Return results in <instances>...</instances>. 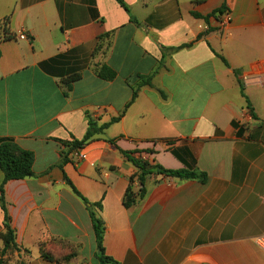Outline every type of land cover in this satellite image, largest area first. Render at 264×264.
I'll use <instances>...</instances> for the list:
<instances>
[{
  "label": "crops",
  "instance_id": "0c3cea01",
  "mask_svg": "<svg viewBox=\"0 0 264 264\" xmlns=\"http://www.w3.org/2000/svg\"><path fill=\"white\" fill-rule=\"evenodd\" d=\"M124 1L130 12L116 0H0V21L24 33L0 45V138L35 155V176L4 187L18 249L1 256L0 238V260L101 264L94 212L118 264H264V0ZM102 65L115 79L98 77ZM90 123L92 140L60 167L61 142ZM124 152L207 180L152 173L126 208L141 186ZM4 222L0 203V233Z\"/></svg>",
  "mask_w": 264,
  "mask_h": 264
},
{
  "label": "trees",
  "instance_id": "16d2710c",
  "mask_svg": "<svg viewBox=\"0 0 264 264\" xmlns=\"http://www.w3.org/2000/svg\"><path fill=\"white\" fill-rule=\"evenodd\" d=\"M121 7H123L127 12H130L129 7L125 3L124 0H116ZM223 9L216 11L212 16H216V14H222ZM195 16H199L198 14H194ZM209 16H206L207 20ZM17 37V34H14L10 28V18L6 17L0 21V45L1 43L11 40ZM1 55V50H0ZM41 67L47 71L48 73H52L49 63L41 64ZM96 74L103 80H113L115 79L117 73L107 65H102L96 70ZM81 78L80 73H74L71 76L67 77L63 80V85L65 90L63 92L64 96H68L69 92L72 90L73 83L78 81ZM137 90L133 93V100L137 96ZM119 118L113 120V122L117 121ZM106 127L103 126V128ZM96 128L92 123L89 124V130L85 136V138L81 141L74 140L73 142H61L67 149L68 152H62V161L59 166L62 167L69 159L68 155L71 151L77 148H82L88 142H90L96 132ZM125 156L133 162V164L138 169L137 173L133 175L130 179V182H134L137 180L140 184V188L137 191H134L131 186L128 187L124 199L123 204L126 208H130L133 206L139 199L143 198L146 195L145 183L146 179L152 173L164 174L168 177L179 178V179H198L201 182H205L207 180V175L202 172L196 171H188V170H168L161 165H150L147 161L138 160L131 156V153L124 152ZM35 162V155L32 151L25 150L21 148L14 139L12 138H0V168L4 173V180L2 184H0V203L1 208L5 214V232L0 233V238L4 243V248L1 251V256H4L8 251L17 250L18 247L15 242V232L11 226V219L7 212L6 202H5V194L4 187L9 181L16 180H25L28 178H32L35 176L33 166ZM65 179L68 185L74 190V192L80 196L77 189L74 187L72 182L65 176ZM98 207H101L98 204ZM91 218L93 222V228L97 243V251L98 257L101 264H118L113 259L108 257L105 254L104 249V223L103 221L94 213L91 212ZM43 256L47 259H52L50 256L43 254ZM0 264H5L4 260H0Z\"/></svg>",
  "mask_w": 264,
  "mask_h": 264
},
{
  "label": "built area",
  "instance_id": "2783aa9c",
  "mask_svg": "<svg viewBox=\"0 0 264 264\" xmlns=\"http://www.w3.org/2000/svg\"><path fill=\"white\" fill-rule=\"evenodd\" d=\"M229 20H230V14L228 12H226L221 17L220 25L222 27H225L227 25V23L229 22ZM23 34L24 33H20V34L17 35V37L20 38V37L23 36ZM76 157L78 159H81L83 156L80 153H76ZM256 243L264 251V234L256 239Z\"/></svg>",
  "mask_w": 264,
  "mask_h": 264
}]
</instances>
